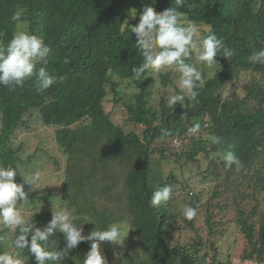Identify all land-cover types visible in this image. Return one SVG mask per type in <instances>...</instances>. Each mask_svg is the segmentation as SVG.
Returning a JSON list of instances; mask_svg holds the SVG:
<instances>
[{
  "label": "trees",
  "instance_id": "16d2710c",
  "mask_svg": "<svg viewBox=\"0 0 264 264\" xmlns=\"http://www.w3.org/2000/svg\"><path fill=\"white\" fill-rule=\"evenodd\" d=\"M146 5H153L158 13L177 7L175 0H0V32L4 33L5 44L16 31L13 13L25 9L29 30L43 34L52 50L49 74L62 78L43 94L36 92L33 81L14 90L0 86L1 164H11L22 174L18 168L20 150H14L12 143L29 122L26 119L37 114L44 126L55 128L56 142L67 160L62 191L59 195L50 194V199L59 201V207L74 209L77 224L83 223L91 232L95 224L96 230L105 229L120 218L107 216L100 208L112 201L115 207L119 202L120 207L127 209L124 213L130 215L132 244L139 241L148 255L146 264H207L206 257L200 260L196 256L195 249L200 251L203 244L201 240L195 247H171L169 228L178 217L172 204L152 209L148 201L156 187L169 184L176 188L180 184L175 175L165 176L164 162L174 160L187 166L200 163L212 153L222 154L225 149L234 151L243 162L239 171L231 169L234 173L251 181L256 178L258 186L248 198L254 202L255 193L264 190V66L247 61L254 42L257 49L264 47V0H182L178 7L183 18L210 27L226 45L236 49V55L231 61L217 56L215 76L207 79L200 90L199 104L188 108L177 105L174 110L166 106L165 98L159 108L151 105L154 77L130 79L132 67L141 58L129 25H138L139 15L132 22V13H141ZM66 57L68 64L63 63ZM114 77L131 80L139 91L127 99L125 107L128 122L143 126V137L135 131L126 133L104 108L108 87L119 94L112 82ZM242 78L249 79L250 84L244 85L247 96L241 99L234 95L222 101L220 92L236 87ZM162 79L167 85L169 75ZM196 122L201 123V132L189 136L188 128ZM161 128L169 134L163 135ZM209 135L220 137L221 144H212ZM157 141L164 143L157 145ZM219 156L216 160L224 166ZM54 164L61 167L60 160ZM220 164L212 160L207 174L219 175ZM15 180L23 183L20 175ZM24 189L27 190L26 185ZM120 190L123 195L118 196ZM219 196L215 192V198ZM42 201L44 197L39 200ZM189 205H196V201ZM257 213L258 205L249 217L238 219L250 246L242 259L264 263V212ZM52 214L53 210H39L30 220L44 228ZM194 222L195 219L187 221L190 226ZM49 239L56 242L57 248L66 246L59 232ZM3 249L0 246V251ZM89 250L90 242H81L61 264H82ZM23 254L27 264H36L34 256Z\"/></svg>",
  "mask_w": 264,
  "mask_h": 264
},
{
  "label": "clouds",
  "instance_id": "9594fccd",
  "mask_svg": "<svg viewBox=\"0 0 264 264\" xmlns=\"http://www.w3.org/2000/svg\"><path fill=\"white\" fill-rule=\"evenodd\" d=\"M175 2L177 7L171 6L162 13H158L153 5H146L141 13H132V18L139 15L138 25H129L131 33L136 36L135 48L141 58L140 63L132 67L130 79L140 81L148 76L156 78L169 72L174 73L177 91L166 97V106L173 110L177 105L188 108L199 104L200 90L207 83L202 69H213L219 65L217 56L231 61L236 55V49L226 45L223 38L214 32L209 30L201 35L198 25L190 22L185 24L182 19L184 15L178 7L182 0ZM25 16V9L13 13L11 19L16 23V31L6 44L4 33L0 32V86L14 90L23 87L27 81H33L32 86L36 92L43 94L62 82V78L49 74L47 66L52 50L46 44L43 34L38 35L29 30ZM247 61L264 66V47L257 49L254 42ZM63 63H70L69 58L66 57ZM114 81L118 80L114 78ZM119 84V88H124V83ZM125 91L131 94L130 89ZM201 127L200 122L192 124L188 128V135L197 136ZM160 132L165 136L169 134L164 128ZM208 139L214 145L221 144L218 136L209 135ZM221 159L225 169L235 168L239 171L243 168L241 159L230 149L223 151ZM17 175L23 178V183L16 182ZM40 181L39 170L21 175L11 164H0V225L8 230L7 234L0 235V246L7 249L0 251V264H24L25 252L34 256L36 264H61L70 250L84 241L90 242V250L82 264H105L100 242L122 245L121 241L124 242L131 227L124 223H111L103 230H96L95 222H89L95 224V230L85 236L84 224L75 222V210L56 206L48 224L44 228L38 227L29 219L31 213L24 211L25 207H31L24 186L30 185L34 190ZM173 197L172 185L165 184L155 188L148 203L152 209H159L167 206ZM181 215L185 220L192 221L197 217L198 209L185 205ZM56 232L62 233L66 240V246L62 249L57 248L56 242L49 239Z\"/></svg>",
  "mask_w": 264,
  "mask_h": 264
},
{
  "label": "rangeland",
  "instance_id": "374dc122",
  "mask_svg": "<svg viewBox=\"0 0 264 264\" xmlns=\"http://www.w3.org/2000/svg\"><path fill=\"white\" fill-rule=\"evenodd\" d=\"M137 18L138 16L132 18L131 21L136 22ZM182 19L185 24L189 23L186 19ZM196 25L200 27L201 35L206 34L210 30V27L206 25ZM215 68L202 69L207 79L215 76ZM168 75L167 85L163 84V75L154 78V89L150 98V103L154 108H159L162 98L166 99L169 94L177 91L175 74L169 72ZM114 78L124 83V88H119L120 84L118 81H114ZM114 78L112 82L115 84V90L119 94L114 92L113 87H108V95L104 108L117 126L124 127L126 133L135 131L143 137V126H136L128 122L129 115L125 107L127 99L133 98L139 91L131 80L123 81L119 78ZM248 80L242 78L239 83L237 82L236 87H227V89L220 92L222 101L232 99L234 95L239 96L241 99L245 98L247 91L244 85L246 83L250 84ZM126 89H130L131 94H126ZM115 99L118 100L117 103H114ZM26 120H29V122L18 131L13 139L12 148L20 150L18 153L20 160L18 168L22 170L21 175H27L37 170L41 172V181L36 189L32 190V186L26 185V192H30V196L32 197L29 196L31 207H25L24 211L31 213L30 219L39 210H53L54 206L59 208L60 202L55 203L54 200L51 201L49 195L52 193L59 195L61 193L65 181L63 173L67 167V160L56 142L55 128L44 126L37 114L32 116L31 119L28 117ZM156 143L160 145L164 141H157ZM1 151L2 148H0ZM218 155L221 156L222 154L212 153L209 158L202 159L200 163L195 162L187 166L174 160L164 162L165 176L168 177L173 174L180 182L176 188H173L174 197L168 204L169 206L172 204L174 214H178L177 220L169 228L168 239L171 242L170 245L174 249L195 247V244L201 240L203 244L200 251L195 249L196 256L200 260L206 257L207 264L215 262L228 263L233 258L242 259V256L249 252L250 246L241 231L238 219L240 216L249 217L256 205H258V213L264 212V190L258 191L260 194L255 193L257 199L254 202L252 201V197L248 198V196L254 194V189L258 186L255 183L256 178L251 181L250 178L246 179L243 175L234 173L232 170L228 172L220 164V161L216 160V156ZM56 160H60L61 167L56 168L54 166V161ZM212 160L220 164L217 166L219 175L207 174L206 169L211 166ZM237 183L240 187L238 185L236 187L235 184ZM217 191L220 193V196L215 198V192ZM121 195H123V190L118 192V196ZM41 197H44V201L39 202ZM122 199L124 200V197ZM194 200L196 201V205L193 207L198 209V215L195 218L194 225L190 226L181 215V211L185 205H189V202H193ZM114 205L115 201H112L108 205L106 204L101 207L100 210H103V213L107 216L111 214L115 215L116 220L120 218L116 223H124L132 228V225L129 223L130 215L128 212L127 214L124 213L126 207H120L119 202L117 206L114 207ZM82 227L83 233L86 236L91 233L89 228L84 225ZM0 232H4L3 235H5L8 233V230L0 225ZM131 233L130 229L124 242L123 240L121 241L122 245H113L107 241L100 242V251L104 257L105 264H146L148 255L144 252L143 246L139 241H135L132 244ZM212 245L214 248H212ZM3 250L7 249L4 247ZM252 260L255 261V259ZM24 264H27L26 259H24Z\"/></svg>",
  "mask_w": 264,
  "mask_h": 264
},
{
  "label": "built area",
  "instance_id": "2783aa9c",
  "mask_svg": "<svg viewBox=\"0 0 264 264\" xmlns=\"http://www.w3.org/2000/svg\"><path fill=\"white\" fill-rule=\"evenodd\" d=\"M229 264H262L258 263L257 260H252V259H238V258H233Z\"/></svg>",
  "mask_w": 264,
  "mask_h": 264
}]
</instances>
